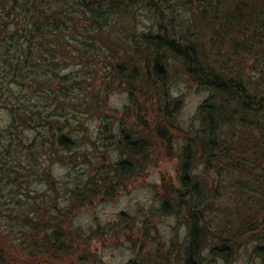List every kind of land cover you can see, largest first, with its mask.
I'll return each instance as SVG.
<instances>
[{
	"label": "trees",
	"instance_id": "16d2710c",
	"mask_svg": "<svg viewBox=\"0 0 264 264\" xmlns=\"http://www.w3.org/2000/svg\"><path fill=\"white\" fill-rule=\"evenodd\" d=\"M128 1L131 4L132 0H0V81L5 85L0 93L17 87L22 94L36 90L43 96L40 104L30 105L16 98L3 105L10 120L0 142V168L10 175L13 194L8 199L3 194L0 197V264H56L68 254H76L80 264H97L87 250L94 232L74 226V211L139 172L137 166L170 141L173 132L169 128L174 127V114L180 107L167 85L174 62L192 83L209 91L198 107L199 126L182 132L183 143L177 154L178 184L170 187L163 182L161 186L160 210L184 219L185 238L174 255L170 251H150L141 258L137 254L126 264H214L217 257L230 260L237 233L259 225L252 216L264 209V128L260 129L264 121V74L261 72L253 82L240 70L218 71L204 58L200 43L176 33L173 24H165L164 11L169 8L161 0H141L153 9L157 31L135 38L134 53L118 52L103 36L115 28L114 17L130 5ZM230 2L228 9L223 0H194L197 5L191 21L201 15L212 37L218 33L230 37L231 58L237 45L244 51L252 46L263 48L264 0ZM222 7L227 10L219 19ZM209 8L213 15L210 19ZM208 41L206 47L210 49ZM97 54L104 56L108 70L97 86L84 92L76 86L80 82L76 80L90 61H96ZM70 64L79 66L76 73L62 71ZM112 87L127 88L130 102L125 115L135 111L140 124L150 113L154 126L128 131L120 120L110 121L108 133L116 138L114 145L120 157L100 162L91 170L87 151L80 152L83 146L90 147L80 124L92 119L104 125L101 119L108 117L103 110L107 109ZM224 123L234 133L248 130L241 144L224 134ZM150 129L164 141L158 144ZM25 130H33V135L25 136ZM249 131L257 136L251 143ZM248 149L250 154L246 153ZM198 161L204 163L205 171L257 169L247 176L256 195L245 190L251 200L240 217L219 216L215 187L194 172ZM58 164L65 166V171L54 172ZM3 175L0 173V182ZM35 180L45 185L44 192L36 194L34 188L28 189ZM124 215L120 212L118 218L125 219ZM236 217L242 221L239 228L233 222Z\"/></svg>",
	"mask_w": 264,
	"mask_h": 264
},
{
	"label": "rangeland",
	"instance_id": "374dc122",
	"mask_svg": "<svg viewBox=\"0 0 264 264\" xmlns=\"http://www.w3.org/2000/svg\"><path fill=\"white\" fill-rule=\"evenodd\" d=\"M146 1L144 0V2ZM155 1L158 0H153L154 3ZM223 1V4L230 9L231 0ZM144 2L141 0H132L131 4L129 2L130 5L125 6V9L118 11L119 13L115 15V21L112 23L115 28L112 31V28L106 31L109 35L104 34V39L109 38V44L118 52L123 50L127 53H134L133 42L135 38L142 34L155 33L157 31L158 24L153 9L145 5ZM161 3L169 8V10L164 11L167 13L165 24H173L172 26L176 33L181 32L185 36L189 35L196 43H200L203 46L204 58L218 71L235 72L240 70L247 78L251 77L250 79L254 80L253 82H256L261 72L264 74V47L252 46L244 51L237 45L234 49V57L231 58L229 57L231 54L230 37H222L219 33L218 36L212 37L206 21L201 20V15H196L194 20H192L193 24L186 27L187 24L192 22V10H195L197 5L194 0H161ZM227 8L222 7L218 10L219 19H221L220 17L223 16V12ZM211 10L210 8L207 10L210 11L208 12L209 19L213 16ZM207 40H209L208 45L212 49L206 47ZM98 50L100 51V49ZM107 52L108 49L106 47L104 53L106 54ZM83 55H85V58L89 57L86 53ZM101 56L98 57L97 54V58L94 57L96 61H90L87 68L80 72L79 79L77 78L76 80L80 81L77 82L76 86L79 85L82 89L84 88V92L87 87L97 86L108 70V64L104 56ZM78 67L70 64L62 71L76 73ZM84 76L86 80L83 79ZM141 82L142 79L138 82L139 88H141ZM167 85L170 96L180 101V107L174 114V127L169 128L173 132L169 137L170 141L158 146L155 152L153 151L152 154L145 158L142 164L137 166L139 172L138 170L133 172L128 177H125L123 181L112 185L113 188L107 191L106 194L96 197L90 203H86L82 208L74 211V213L76 212L73 220L74 226H80L83 230L94 232L93 235L95 236L87 250L90 253L89 258L96 260L97 264H126L129 259L136 257L137 254L141 258L150 251L156 254H165L166 251H170L174 255L185 238L186 227L184 219L173 214L163 213L160 210L161 186L163 182L168 186H176L178 184L177 154L183 143L184 136L182 132L190 129L194 130V128L199 126L198 107L209 96V91L192 83L177 62L172 63L170 66ZM0 88H5L4 83L1 81ZM115 88L112 87L106 99L107 109L103 111L108 117L101 119L104 125H99V121L92 119L80 124L82 129L85 128V131H83L84 135L90 141L88 143L89 149L83 146L80 152L87 151L90 158L88 168L91 170L96 168L100 162L112 161L118 156L120 157L114 145L116 138L112 133H108V126L110 128L112 126L110 121L115 123L120 120L119 122L123 124L124 129L128 131L130 129L140 130L143 126L151 127L152 129L154 126V123L150 121V113L144 115L145 119L140 122L141 125L136 122L135 111L132 110L125 115L123 112L126 105L130 102L127 88ZM17 90V87H14V89L9 87L7 94L0 93L1 143L4 141L2 135L6 133L7 124L10 120L9 111L3 107L4 103L8 105L7 100L15 101L16 98H21V100H24L23 102L30 105L40 104V101H43L40 91L31 92V90L22 94L17 92ZM136 91L139 92L138 88ZM139 99L144 100L141 95ZM151 102L152 99L147 101L148 107H150ZM80 118L85 119L86 116H80ZM222 126L225 128L224 134L231 135L240 144L245 138L244 135L246 134L244 133L248 131H244L245 129L243 128V130L234 133V130L227 127L226 123ZM237 127H239L238 124ZM263 128L264 121L262 120L260 129ZM151 129L150 134H152L153 139L158 144L162 143L164 141L163 137L153 133ZM86 131L88 135L85 134ZM23 134H26L25 136L33 135V130H25ZM254 138H257L255 132L249 131L248 143H251ZM92 142L94 143L93 145ZM246 153L250 154L249 149ZM249 162L251 163L252 160H249ZM204 167V163L198 161L194 166V172H199L200 176L206 180L205 183L215 187L219 216L222 219H225L224 214L240 217L239 213H244L242 210L247 208L246 205L251 200L250 195L245 190H252L251 194L254 193L251 186L252 182L249 181L247 176L251 172L256 173L257 169L244 172L237 169L217 172L215 168L205 171ZM65 168V166L58 164L53 167V170L54 172H63ZM0 173L4 174L0 182L1 191H3H0V197L3 194L8 199L13 194V192H10L12 190V180H10V175H7L3 168H0ZM235 184L240 185V189L236 188ZM27 187L28 189L29 187L34 188L36 194H40L45 190V185L39 180L33 181L31 186L29 184ZM254 194L256 195V193ZM120 212L125 213V219L120 220L118 218ZM237 217L233 222L239 228L242 225V221L241 219L237 220ZM252 218H256L255 224L257 225L259 222V225L253 230H240L237 233V241L232 245L231 259L224 260L217 257L214 264H264V209H260L258 214H253ZM214 241L216 242V240ZM172 242H175V245ZM257 248H261L262 251L258 252ZM76 256V254L64 255L56 260V264H80L79 261L76 262ZM36 264H41V261Z\"/></svg>",
	"mask_w": 264,
	"mask_h": 264
}]
</instances>
